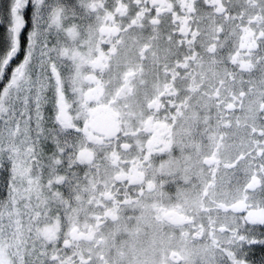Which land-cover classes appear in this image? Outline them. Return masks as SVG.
I'll list each match as a JSON object with an SVG mask.
<instances>
[{
  "label": "snow or ice",
  "instance_id": "6c2138e0",
  "mask_svg": "<svg viewBox=\"0 0 264 264\" xmlns=\"http://www.w3.org/2000/svg\"><path fill=\"white\" fill-rule=\"evenodd\" d=\"M0 264H264V0H0Z\"/></svg>",
  "mask_w": 264,
  "mask_h": 264
}]
</instances>
